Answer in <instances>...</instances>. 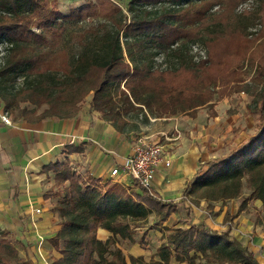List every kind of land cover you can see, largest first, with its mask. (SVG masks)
Here are the masks:
<instances>
[{
	"label": "trees",
	"instance_id": "1",
	"mask_svg": "<svg viewBox=\"0 0 264 264\" xmlns=\"http://www.w3.org/2000/svg\"><path fill=\"white\" fill-rule=\"evenodd\" d=\"M98 2L100 10L90 3L63 15L57 3L49 0H0L4 109L13 112L21 102L39 105L34 98L43 97L49 104L48 114L36 121L66 118L76 115L78 105L92 92L94 110L118 131L131 132L139 129L137 124L127 127L131 114H142L148 122L150 117L195 116L200 108L213 105L218 80L222 86L245 82L246 60L256 65V75L248 85L235 89L253 97L248 110L259 114L256 133L232 151L233 159L209 162L207 171L196 174L184 195L195 203L235 199L247 181L250 195L242 205L259 200L264 211V55L248 59L254 46L250 28L257 21L264 26V0L260 10L242 13L235 11L239 0H130L126 12L111 0ZM219 2L224 4L222 9L210 12ZM89 18L96 22L73 33L62 46L65 23ZM198 43L209 60L196 62L190 54ZM153 51L173 56L176 65L154 68ZM18 82L22 84L15 87ZM44 171H53L56 186L62 187L56 212L72 230L101 228L114 239L135 243L138 226L134 223L147 222L154 213L159 216L155 225L163 224L178 207L177 202L163 201L147 189L140 188L142 193L137 194L119 185H101L77 175L68 163L51 164ZM164 231L170 233L156 251L157 260L132 256L131 264H170L173 257L179 264H259L230 231L218 233L196 224L174 231L164 227ZM146 236L147 232L139 241L142 246L147 244ZM0 264H28L1 229ZM52 264L61 261L55 259Z\"/></svg>",
	"mask_w": 264,
	"mask_h": 264
},
{
	"label": "crops",
	"instance_id": "2",
	"mask_svg": "<svg viewBox=\"0 0 264 264\" xmlns=\"http://www.w3.org/2000/svg\"><path fill=\"white\" fill-rule=\"evenodd\" d=\"M199 110L195 116L149 118L146 129L140 127L135 131L120 132L94 110L91 100L74 116L47 117L38 121L16 118L12 113L10 117L0 100V113H7L12 121V125L0 121V229L7 232L20 257L28 264H45V244L54 232L53 205L45 195L55 174L53 171L46 173L44 168L55 163H68L73 172L101 185H119L129 192L141 194V189L131 178L111 177V172L122 169L134 144L142 138L163 146L164 161L157 168L154 193L163 201L177 202L178 207L165 223L155 225L148 219V226L134 229L136 232L137 228L146 227L145 246L139 243L144 233L139 240L135 234V243L118 240L134 245L138 249L135 257L145 259L143 252L149 244L147 238L152 234L149 230L157 227L162 231L158 232L162 239L154 253L157 260L156 251L166 243L165 235L170 233L164 231V227L174 231L192 224L203 225L218 233L230 231L254 254L259 264H264L262 203L248 200L242 205L250 192L243 191L240 197L230 200L198 199V203L184 195L196 174L199 171H202L200 175L205 173L207 164L214 161L211 158L217 154L208 151L209 136L219 137L237 122V115H230L221 105L214 106L216 115L213 112L211 117ZM167 160L170 166H167ZM207 207L212 209V215L204 213ZM153 215L158 221L159 216L153 213L150 217ZM228 221L232 223L231 228L226 226ZM98 231L102 235L111 234L101 228ZM42 241L45 244L41 247ZM170 264L179 263L173 257Z\"/></svg>",
	"mask_w": 264,
	"mask_h": 264
},
{
	"label": "rangeland",
	"instance_id": "3",
	"mask_svg": "<svg viewBox=\"0 0 264 264\" xmlns=\"http://www.w3.org/2000/svg\"><path fill=\"white\" fill-rule=\"evenodd\" d=\"M111 1L114 4L121 6L122 9L126 12L130 0ZM262 1L263 0H239L235 11L237 13L250 11L255 12L261 9ZM49 2L51 4H55L56 2L58 10L63 15H68L72 9L90 3L95 4L98 7V10H100V3L98 2V0H49ZM223 6V2L216 3L212 6V10H210V12H218L222 9ZM94 22H96V20L92 18H89L87 21H67L64 25V43L62 44V46H65V43L69 42V39L73 33L86 28L89 24ZM257 22L258 24L250 28V32L254 34L250 36V39L254 40V46L252 50L249 51L248 59L249 57L260 59L261 55H264V52H262L264 50V26H262L259 21ZM33 30L35 32H38V30L35 28ZM239 42L240 41H238L237 43ZM258 49L261 51L258 53H254ZM153 52L155 54L153 64L154 68L165 69L168 67H174L176 65L177 61L173 56H165L160 51ZM190 54L194 56V60L196 62H199L200 60H209L208 52L205 50V47L199 43L192 46ZM256 70V65L251 66L245 60L243 71H245L244 83H247L246 85H248L251 82V79L256 75ZM220 83V80H218L217 86L215 87V91L217 92V94L213 98L214 104L211 106L202 107L199 111H201L202 113L207 112L210 116L215 111L214 106L221 105L224 110H227V113L230 112V115H233L234 113L237 115V122L232 129H230L228 132H223L221 136L219 135V137H216L215 134L209 136L208 143L210 145V148H208V151L213 150L212 153H217L215 154V158L212 157L211 160H219L228 156L233 159L235 155H232L231 150L233 151L234 149H237L240 144L242 145L248 142L249 138L256 133L259 119L258 113L254 114L248 110V106L252 103L253 97L250 96V94L246 91L238 92L235 89V87H238L239 85L245 86L244 83H236V81H231L226 86H222ZM21 84V82H18L15 87H19ZM121 89H124V83L121 84ZM220 91L228 92L225 96H220ZM34 99L40 104L36 105L34 104V102H21L18 106L16 105L13 107V112L8 111L7 113L10 117L12 113L16 118H24L28 121H36L37 117L48 114V102H46L43 97ZM89 100L92 101L93 106L92 92L87 97H85L83 101L78 105V109H80V107ZM214 113L216 115V112ZM151 118L153 117H150V119ZM127 121L128 128L134 124H137L139 126V129L140 127L145 128L147 124V122L144 121L142 114L139 116L131 114L127 117ZM216 139H219V141H216ZM211 144L213 145L211 146ZM61 190L62 187L56 186L54 178V181L52 180L51 186H49V191L47 192L48 194H53L49 198L52 201L53 205L51 207V212L54 214V232L46 241V244L44 243L45 241H42V243H40L41 247L44 246V244L46 245L45 253L47 259L43 260V262L45 264H52L55 259H59L61 261V264H131L130 257H135L138 251V249L134 245H130L129 243L122 242L120 240H116L111 236V234L106 233L102 235L98 230H72L70 227H68L62 222L61 216L58 214V212H56V204L59 199L63 197ZM243 191L245 193L250 192L249 184L247 183V181H244ZM57 193H59L60 195L55 196V194ZM210 210L212 209L207 207V209L204 210V213L212 215L213 212H210ZM149 219V223L151 222L155 224L157 221V217L155 215L151 216ZM147 224L146 222L141 221L134 223V225L136 226H148ZM226 226L231 228L232 223L228 221ZM145 229L146 227L136 229V239L139 240V238L144 233ZM149 231L152 234L148 236L147 240L149 241V244L145 252H143L146 262H150L152 259H155L154 253L156 245L162 239L161 234L158 233H162V231L157 229V227H154Z\"/></svg>",
	"mask_w": 264,
	"mask_h": 264
},
{
	"label": "built area",
	"instance_id": "4",
	"mask_svg": "<svg viewBox=\"0 0 264 264\" xmlns=\"http://www.w3.org/2000/svg\"><path fill=\"white\" fill-rule=\"evenodd\" d=\"M0 121L6 125H12L7 113H0ZM163 146L154 141L138 139L132 148V154L127 158L122 169H114L111 177L121 176L131 178L139 188L154 192V183L159 165L164 161ZM170 166V161H166Z\"/></svg>",
	"mask_w": 264,
	"mask_h": 264
}]
</instances>
